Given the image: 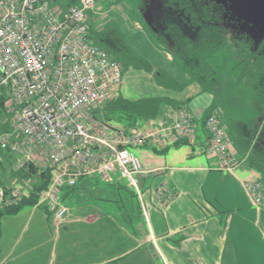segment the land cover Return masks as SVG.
I'll return each mask as SVG.
<instances>
[{"label":"built area","instance_id":"built-area-1","mask_svg":"<svg viewBox=\"0 0 264 264\" xmlns=\"http://www.w3.org/2000/svg\"><path fill=\"white\" fill-rule=\"evenodd\" d=\"M95 7L96 0H74L63 13L48 0H0V90L6 92L0 91V100L11 116L0 150L23 155L22 163L47 164L51 183L38 206L45 205L57 224L70 214L61 201L63 189L84 178L108 184L116 176L141 198L138 176L145 169L137 151L149 141L166 149L196 137L195 117L185 110L171 124L151 121L146 132L104 120L106 105L121 95L122 66L90 37L87 13ZM205 129L217 170H237L244 160L232 151L217 113L207 117ZM244 188L264 211L261 178L247 180ZM28 194L17 190L7 197L0 191V200L10 206ZM159 194L164 204L174 198L167 186Z\"/></svg>","mask_w":264,"mask_h":264},{"label":"crops","instance_id":"crops-1","mask_svg":"<svg viewBox=\"0 0 264 264\" xmlns=\"http://www.w3.org/2000/svg\"><path fill=\"white\" fill-rule=\"evenodd\" d=\"M4 107L0 114L6 132L11 130V116ZM181 108L175 104L164 108L158 119L171 124ZM210 113L194 116L196 137L186 146L156 149L149 141L137 151L145 169L138 176L141 198L119 178L122 183L108 185L97 178L81 180L62 194L70 214L60 226L45 205L34 207L29 216L4 218L0 264H264V211L254 206L244 188L247 180L261 177L245 162L234 172L217 170L205 129ZM218 117L223 127L222 114ZM137 128L152 129L150 122ZM22 158L0 154V184H17L11 170ZM100 183L118 192L127 189L137 209L112 215L87 207L105 202L91 190ZM164 186L175 195L167 204L159 194Z\"/></svg>","mask_w":264,"mask_h":264},{"label":"trees","instance_id":"trees-1","mask_svg":"<svg viewBox=\"0 0 264 264\" xmlns=\"http://www.w3.org/2000/svg\"><path fill=\"white\" fill-rule=\"evenodd\" d=\"M142 13L147 31L188 76L190 85L195 84L202 93L213 95L222 91L228 79L235 75L238 84L250 87L253 109L257 113L250 134L245 133L244 126L234 128L233 135H229L223 127L222 129L233 141L236 154L244 158L248 169L260 175L264 184V42L255 45L248 38L237 41V57L230 65L223 50L226 45L224 25L228 21L224 4L217 0H152L142 9ZM100 37L103 39L104 34ZM141 66L151 71L149 65L143 63ZM155 75L158 84L167 89L181 91L187 87L178 85L166 73L157 72ZM0 103L2 111L4 103ZM173 104L181 108V103L173 99L146 98L130 101L120 95L117 100L106 105L102 116L106 121L132 129L143 122L157 120L163 109ZM215 109L217 107L213 106L210 115ZM188 143L179 142L173 148L180 149ZM4 153L20 155L9 148L0 150V154ZM46 165L39 159L29 163H22V160L17 159L11 170L17 184H0V191L7 197L13 196L17 190L29 193L21 202L10 206L0 200V236L4 218L18 216L23 209L37 207L41 203L51 183V170ZM73 189L65 188L61 192V201L66 207V196L62 194ZM46 209L48 211L47 207Z\"/></svg>","mask_w":264,"mask_h":264},{"label":"rangeland","instance_id":"rangeland-1","mask_svg":"<svg viewBox=\"0 0 264 264\" xmlns=\"http://www.w3.org/2000/svg\"><path fill=\"white\" fill-rule=\"evenodd\" d=\"M48 1L51 7L63 13H66L69 5L74 2V0ZM217 1L224 4L227 9L228 21L224 25L226 45L223 50L231 65L237 57L235 47L237 41L248 38L255 45L264 42V0ZM151 2L152 0H96L95 9L87 13L92 41L105 51L110 59L122 66L121 96L130 101L146 98L173 99L181 102V105L186 107L182 110L193 116L208 113L213 106H216L217 109L212 113L222 114L223 127L229 135L230 133L233 135L234 128L242 126L245 127V133L250 134L254 120L257 118V113L253 109L250 87L238 84L235 75L228 79L222 91L213 95L202 93L195 84L190 85L188 76L176 62L168 57L167 52L147 31L142 9ZM102 33L104 34L103 39L100 37ZM143 63L149 65L151 71L141 66ZM157 72L168 74L180 86L187 85L186 89L170 90L160 86L155 75ZM0 91L6 94L5 90ZM188 99H191L188 101L189 104ZM3 120L4 117L0 114V135L5 132H3ZM97 179L84 178L82 180L85 182ZM113 181L121 182L116 176ZM102 185L103 183H100L91 190L95 196L101 197L105 202L89 203L87 207L112 215H126L137 209L127 189L124 192H118L113 188L101 187ZM124 186L127 187L125 182ZM33 209L34 207L23 209L20 216L24 214L29 216ZM51 222L47 226L48 229L52 228ZM36 223L33 224V229L37 228Z\"/></svg>","mask_w":264,"mask_h":264}]
</instances>
